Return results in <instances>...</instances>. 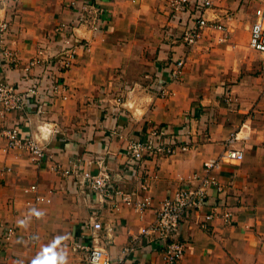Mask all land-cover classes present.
<instances>
[{
	"label": "crops",
	"instance_id": "1",
	"mask_svg": "<svg viewBox=\"0 0 264 264\" xmlns=\"http://www.w3.org/2000/svg\"><path fill=\"white\" fill-rule=\"evenodd\" d=\"M82 1L0 0V23L9 24L4 39L0 33V52L4 45L16 58L5 65L10 81L23 78L39 51L60 52L56 27L76 19L72 4ZM212 1L206 15L226 26L228 38L221 41L220 30L205 28L190 46L181 38L197 17L189 4L181 9L173 0H103L106 20L96 31L79 29L87 45L76 47L74 64L66 71L60 62L51 66L63 87L49 106L31 112L29 122L21 113L0 117V233L7 224L18 228L0 252V264H89L83 246L92 242L81 224L94 214L104 225L100 244L117 260L155 219V207L195 173L203 175L204 163L218 158L235 133L239 139L230 147L244 150V158L214 170L225 192L211 188L207 207L185 222L181 238L187 249L180 264H264V54L251 48L250 31L239 39L264 0ZM180 59L186 64L182 77L169 83L168 95L158 94L153 86L160 70ZM14 117L21 119L24 137L45 147L42 162L8 148L3 132ZM154 127L181 133L191 144L145 160L155 206L143 215L130 206L101 208L81 177L64 173L97 172L104 164L125 190L141 192L140 178H125L127 145ZM32 184L51 201L35 202V192L27 190ZM226 206L233 212L228 223ZM212 208L217 215L203 227ZM145 241L137 238L124 264H164L160 251L138 248Z\"/></svg>",
	"mask_w": 264,
	"mask_h": 264
},
{
	"label": "built area",
	"instance_id": "2",
	"mask_svg": "<svg viewBox=\"0 0 264 264\" xmlns=\"http://www.w3.org/2000/svg\"><path fill=\"white\" fill-rule=\"evenodd\" d=\"M103 0H83L77 7V18L58 24L56 33L61 41L62 48L57 54H52L44 50L39 51L38 55L29 61L25 68L23 78L19 82H12L6 75L5 65L15 63L16 58L3 45L0 52V117L10 118L11 114L21 113L25 116V121H30L29 115L34 111H42L54 100V96L59 87H63L61 77H55L53 67L56 62H60L63 71L69 69L75 62L76 47L80 44L87 45V41L80 38L78 31L82 26H88L96 31L106 20V9L102 5ZM174 4L181 9L189 4L190 9L196 11L195 22L187 27L181 38L183 41L194 46L202 35L205 28L214 27L223 34L221 41L228 38L226 26L220 22L210 20L207 15V9L213 7L212 0H194L193 5L190 0H173ZM181 6V7H180ZM193 6V7H192ZM9 31L8 22L0 23L1 38L4 39ZM250 46L256 51L264 54V6L256 10L255 20L250 28ZM185 60L180 59L167 63L166 67L160 70L158 75L159 84L153 88L166 96L169 94V83L179 80L185 69ZM42 67L43 71L35 73L34 70ZM167 73V78L162 72ZM50 82L49 85H46ZM118 104L122 103V97H117ZM191 120V119H190ZM12 124L6 125L4 136L7 140L8 148H17L28 151L30 156L38 163L45 158L46 150L36 138L24 137L22 135L23 126L21 119L14 117ZM186 134H191L188 131ZM181 133H169L164 128L154 127L148 133H145L139 139L132 140L127 145V173L125 178H140V190L127 191L120 184L116 174H113L106 165L101 164L97 172L92 169L77 170L66 169L67 175H77L81 177L78 181L82 188L87 189L98 202L101 208L107 206L112 211H118L125 206H130L138 213L143 215L146 210L155 206L154 198L150 193L148 183L149 174L143 173L144 162L149 157L159 155H170L176 152L178 148L188 149L191 141L184 140ZM239 139L238 133L233 134L226 141V148L216 159L208 160L204 163V174L195 173L193 179L188 183L178 186L173 193L166 196L160 204L155 207V219L143 225L140 228L139 236L135 237L131 244L125 248L124 255L115 260L101 243V234L99 231L104 228L101 219L97 214L92 215L88 220L81 224L82 234L91 238L90 245L77 244L78 247H86L87 261L89 264H124L126 256L136 250L137 238L141 242L138 246L146 247L148 251L161 252L164 264H180L183 259L187 246L181 238V232L185 222L196 211L204 210L208 205L209 191L216 188L220 193L225 192L226 187L215 176L214 170L222 163H237L244 158V150L230 147ZM120 179L123 176L120 175ZM187 182V181H185ZM28 191L35 192L34 201L50 202L51 198L40 193L38 186L32 184ZM216 208V207H215ZM215 208H212L205 214L203 227L208 226V222L216 215ZM225 222H231L233 212L226 206L222 214ZM111 230V228H109ZM18 231L17 225L7 224L0 233V252L6 250L7 241H9ZM144 245V246H143ZM137 248V249H138Z\"/></svg>",
	"mask_w": 264,
	"mask_h": 264
},
{
	"label": "rangeland",
	"instance_id": "3",
	"mask_svg": "<svg viewBox=\"0 0 264 264\" xmlns=\"http://www.w3.org/2000/svg\"><path fill=\"white\" fill-rule=\"evenodd\" d=\"M259 6V5H258ZM257 7V6H256ZM258 8V7H257ZM195 20V19H194ZM252 21H253V19H251V23H252ZM247 31H250L249 29H248V26H246L245 28H244V30L243 29H241V31H240V34H239V39H240V41H241V39H242V37H244V39H245V34H247ZM201 38V37H200ZM248 42H249V40H248ZM247 45H248V43H247ZM258 53V52H257ZM251 56H248L246 59H248V58H250Z\"/></svg>",
	"mask_w": 264,
	"mask_h": 264
}]
</instances>
